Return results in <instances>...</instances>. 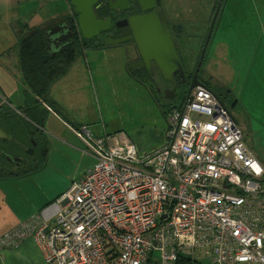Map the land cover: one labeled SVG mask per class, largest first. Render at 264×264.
<instances>
[{"label": "built area", "instance_id": "2783aa9c", "mask_svg": "<svg viewBox=\"0 0 264 264\" xmlns=\"http://www.w3.org/2000/svg\"><path fill=\"white\" fill-rule=\"evenodd\" d=\"M190 95L150 154L124 133L77 132L93 167L58 198L53 221L33 213L0 250L33 237L43 264H175L199 249L216 264H264V168L221 98L201 86Z\"/></svg>", "mask_w": 264, "mask_h": 264}, {"label": "rangeland", "instance_id": "374dc122", "mask_svg": "<svg viewBox=\"0 0 264 264\" xmlns=\"http://www.w3.org/2000/svg\"><path fill=\"white\" fill-rule=\"evenodd\" d=\"M216 1L163 0L167 16L176 33L178 48L183 56L187 72L195 68L200 57L201 46L206 40L211 25ZM223 1L200 68V78L209 82L217 95L222 98L242 128L245 141L251 142L249 139L251 136L246 129L247 118L241 114L240 104L232 106L235 97L229 96L228 91L246 75L247 53L238 52V45L243 44V34L250 29L246 19H240L235 14L240 0ZM258 1L264 6V0ZM244 2L246 9L249 8L248 0L242 1ZM70 9L71 7L66 4V12ZM227 13L229 18L226 21L227 26L224 29L220 28L225 34H221L217 28L222 15L226 17ZM262 26L261 23L260 29ZM252 27L255 28L256 24L253 23ZM76 39L79 40L78 37ZM228 48L229 50L226 51ZM12 50L15 48L9 49V54L15 57ZM133 57L134 53L129 47L118 45L100 47L89 45L83 49L80 47L66 87L55 88L53 96L59 98L67 114V118L64 119L66 122L73 125L78 123L80 129L88 126L100 136L124 133L136 144L143 156L166 144L169 129L168 115L172 106L182 104L188 89L185 93H178L176 98L165 99L164 95L158 93L152 85L147 87L143 85L138 79V74L129 69V63ZM14 65L18 67V64L14 63ZM12 67L13 64L9 66V69ZM5 70L7 69L0 68V82L7 91L5 95L7 102L11 106H17L20 99L18 94L12 93L16 92V77L18 76L19 80L21 73L19 68L18 71L8 70V74L4 72ZM252 74L254 75L251 73V76ZM225 78L229 80L226 84ZM22 91L23 89L20 92ZM231 92L238 98V93L234 89ZM0 93L3 94L1 87ZM42 130L45 132L48 148L44 154L39 151L32 170L21 177L0 180V196L8 198L14 206L26 203L27 198L38 200L46 193L52 196L60 195L95 163L83 139L66 128L55 115H47L46 121L42 123ZM85 150L88 153H85ZM41 167L42 170H40ZM8 213L9 211L5 209V214ZM13 217L8 215L7 218ZM157 256L159 254L156 252L155 257Z\"/></svg>", "mask_w": 264, "mask_h": 264}, {"label": "crops", "instance_id": "0c3cea01", "mask_svg": "<svg viewBox=\"0 0 264 264\" xmlns=\"http://www.w3.org/2000/svg\"><path fill=\"white\" fill-rule=\"evenodd\" d=\"M242 1L244 0H240L235 14L240 19H246L250 31L243 34V44L239 43L238 52L247 53L246 60L248 66L246 68V75L238 81L235 87L234 85L231 86L238 93V98L231 92V88L228 91L230 93L229 96L235 97L232 106H235L237 103L241 105V114H244L247 118L246 129L248 135L251 136L249 138L251 142L248 139L249 142L246 143L264 168V6L258 0H248L249 8L246 9L245 2L242 3ZM66 4L68 7L71 6L69 0H0V68H6L5 73H9L8 68L12 64L14 65L16 63L19 65L18 53L20 40L27 33L40 27L44 23L58 17L67 16L70 10L66 12ZM227 16L228 13L226 17L222 15L220 19L217 30H220L219 32L221 34H225L220 28L224 29L227 26L226 21L229 19ZM253 23L256 24L255 28L252 27ZM261 23L263 26L260 29ZM12 48H15V50H12L15 53V57L9 54V49ZM233 49H236V45L233 46ZM220 50L222 52V49ZM228 50L229 48L226 51ZM249 56H251V59H249ZM70 71L67 76L63 77L54 85L53 90L55 88L59 89L63 87L64 89L66 87L71 76ZM251 73H254V75L252 74L251 76ZM221 75L223 76V74ZM225 79L226 84L229 80L227 78ZM211 89L213 90V88ZM53 90L52 96L54 93ZM18 98L20 99L19 101L21 103L19 102V104L21 105H26L31 101H28L30 96H20ZM54 100L63 107L58 97L54 98ZM30 113L34 117H40L38 111L34 109ZM57 119L61 120L60 118ZM61 121L66 128L78 134L68 122ZM239 128L244 136L242 128L240 126ZM40 170H42V167ZM63 193L61 192L60 195ZM60 195L52 196L46 193L35 201L34 198L31 200L27 198L26 203L24 202L20 206H14L8 201V198L0 196V236L36 212L41 213L49 221H53L59 209L57 197ZM5 209L9 211L8 214H5ZM8 215L14 217L7 218ZM184 256L189 259L185 260V263L189 261L191 264H216L213 258L201 249L196 250L193 255ZM43 262V254L33 237L26 238L17 247L0 250V264H43ZM153 264H159L158 259L154 258Z\"/></svg>", "mask_w": 264, "mask_h": 264}, {"label": "flooded vegetation", "instance_id": "af4514ba", "mask_svg": "<svg viewBox=\"0 0 264 264\" xmlns=\"http://www.w3.org/2000/svg\"><path fill=\"white\" fill-rule=\"evenodd\" d=\"M109 1L110 0H100L94 6V12L97 18H111V28L101 33L99 36L93 38L94 41H96L97 43V46L95 47L105 45L104 40L107 37H118L120 35H122L121 37L129 36L130 29L128 19L130 17L133 18L136 16H144L147 13H159L160 11H163L167 19L169 28L171 30L173 42L178 56L181 60L182 66L186 72V75L190 77L191 73L186 71L183 56L181 55L178 48L176 33L172 26V23L169 21V18L167 16L163 0H155L157 6L152 9H145L144 11L140 7L137 0H127L128 8L125 10H121L119 8H117L116 10H112ZM216 2L214 4V6L216 5L214 8V13L217 9L219 0H217ZM70 7V12L65 17L67 18L66 26L70 28L71 32L74 34L71 38H67L63 41H60L59 39L62 38V34L55 35L53 37L49 34V31L47 32L45 30H42V32H44L43 34L45 35V38L49 39V45H53V47L51 46V49L54 54L59 52L61 53L62 50H64L68 46H71L72 43H74V40L77 41V37L79 38L78 41L84 39L79 24L77 22L78 14L74 12V8L72 6ZM118 46H123L127 48L129 47L131 48V50H133L134 57L131 59L129 65L131 63L140 61V55L137 52L136 47L134 46L133 40L123 42L121 44H118ZM50 63L62 64L61 61H53ZM150 64V69H147L146 66L137 69H131L129 67V69L135 71V73L138 74V79L143 85H145L146 87L152 85L158 93L164 95L165 99H167V95L174 96L173 98H176L178 93L184 92L185 89H188V86L185 83H180L178 81L181 79L178 73L173 74L174 81L172 82L163 77L155 61H151ZM18 68L19 65L18 67L17 65H13V67L11 69L8 68V70H10L11 72L12 69L18 71ZM55 68V66H52L51 71L55 70ZM20 73L21 74L19 80L18 76L13 74L15 77L17 76V85L15 86L16 92H13L12 94H18V97L30 96V98L32 99V103H28L26 105L18 104L17 106H11L7 102L5 96L7 91L4 89L2 83L0 82V87L3 91V94L0 93V180L13 179L16 177H20L21 175H27V173L32 170L33 162L36 161L38 157L37 154L39 153V151H42L43 154L47 151L48 143L46 144V137L44 134L45 132L42 130V123L45 122L48 114L55 115L57 118H60L63 121H65L64 119L67 118V114L64 109L59 105V103L54 100L52 96V88L62 78L51 86L49 92H46L44 89L41 90L35 85L31 86V84L25 81V78L22 76V71H20ZM191 79L192 78H189L188 80L191 81ZM161 84H163L164 86H162ZM21 89H23L22 92H20ZM171 90H174L175 94H173ZM52 100L55 101V103L57 104L56 107L50 103V101ZM32 109L38 111V114L41 116V118L34 117L32 113H30ZM68 124L73 127L76 132L79 133L81 131L82 133V130L78 128V123H74V125L70 123ZM84 127L88 128V131L91 136H99L95 134L88 126H83L82 129ZM2 129L7 134L4 133ZM79 136L85 142L83 135Z\"/></svg>", "mask_w": 264, "mask_h": 264}, {"label": "water", "instance_id": "95a60500", "mask_svg": "<svg viewBox=\"0 0 264 264\" xmlns=\"http://www.w3.org/2000/svg\"><path fill=\"white\" fill-rule=\"evenodd\" d=\"M99 1L100 0H69L70 5L74 8V12L78 14L77 22L84 39H93L111 28L110 17H107L106 19H99L96 17L94 6ZM137 2L143 11L157 6L155 0H137ZM223 2V0H219L191 81L186 77L185 70L176 51L171 30L163 11H160L159 13L151 12L144 16H136L133 18L130 17L128 19L130 35L127 37H121L122 35L118 37H107L105 38L104 43L105 45L111 46L133 40L134 46L140 55V61L131 63L130 68L137 69L146 66L147 69H150V62L155 61L163 77L172 82L174 81L173 74L178 73L181 81L188 86L186 103L190 102L192 98L190 95L191 91L196 86L208 88L213 92L215 97L220 100V96L199 77V71L210 39L213 35ZM109 3L112 10H116L117 8L125 10L128 8L127 0H110ZM66 20V17L52 19L30 31L25 37L36 33L38 30H45L47 32L49 31V34L53 37L62 34L63 36L59 39L60 41L71 38L74 34L71 32V29L66 26ZM48 41L49 39H46V42ZM47 44V49L52 52L51 46L53 47V45H49V42ZM171 91L175 94L174 90ZM173 97L174 96L167 95V99H172ZM2 131L6 133L3 129Z\"/></svg>", "mask_w": 264, "mask_h": 264}, {"label": "trees", "instance_id": "16d2710c", "mask_svg": "<svg viewBox=\"0 0 264 264\" xmlns=\"http://www.w3.org/2000/svg\"><path fill=\"white\" fill-rule=\"evenodd\" d=\"M213 16H214V9H213L211 22H212ZM217 21H216V24H217ZM43 33L44 32H42V30H38L33 35L28 36V37H23L20 40L19 53H18L19 68H20V71H22V74H23L22 76L25 78V81L31 84V86L35 85L39 89L41 90L44 89L46 92H49L51 86L55 82H57L58 80L66 76L68 72L71 70L76 60V57L79 54V48L81 47L83 49V47H88L89 45L97 46V43L95 44L94 39H91V40L83 39L81 41L74 40V43H72L71 46H68L67 48L62 50L61 53L59 52V53L54 54L47 49V42H46L45 35ZM203 45L204 43L201 46L202 48H203ZM59 56H62V57L60 59H56ZM53 61H61L62 64L50 63ZM197 63L198 61L196 62L195 68L189 72L191 73L190 77L186 75L187 79L193 77ZM52 66L56 67L55 70L53 71H51ZM200 72H201V69L199 71V77H200ZM178 81L180 83L182 82L181 79ZM203 81L205 82L206 85L211 87L209 82L205 80ZM185 92H187L186 89L183 93ZM28 101H30L29 103H32L31 98H29ZM50 103L55 107L57 106V104L53 100L50 101ZM59 197H57V199ZM187 258L188 257H185L184 255L180 254L175 264H182V263L191 264L189 261L185 263V260H189Z\"/></svg>", "mask_w": 264, "mask_h": 264}]
</instances>
